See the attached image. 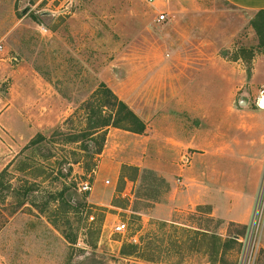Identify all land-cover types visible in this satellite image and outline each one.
Instances as JSON below:
<instances>
[{
  "label": "rangeland",
  "instance_id": "rangeland-1",
  "mask_svg": "<svg viewBox=\"0 0 264 264\" xmlns=\"http://www.w3.org/2000/svg\"><path fill=\"white\" fill-rule=\"evenodd\" d=\"M255 15L223 0H0V264H264V163L248 222L231 223L211 206L171 204L170 183L149 167L156 142L147 153L143 138L113 129L96 156L94 142L84 151L83 138L69 140L86 129L81 108L102 83L134 110L152 107L158 71L179 54L197 56L189 95L213 102L230 137L240 120L227 104H247L264 125L260 87L245 79L235 91L236 76L207 66L219 57L250 78L264 53Z\"/></svg>",
  "mask_w": 264,
  "mask_h": 264
},
{
  "label": "crops",
  "instance_id": "crops-1",
  "mask_svg": "<svg viewBox=\"0 0 264 264\" xmlns=\"http://www.w3.org/2000/svg\"><path fill=\"white\" fill-rule=\"evenodd\" d=\"M223 1L248 14L264 11V0ZM175 56L164 61L158 71L152 107L142 112L124 101L136 114L141 113L140 118L147 126L144 135L135 136L143 138L147 153L152 149L149 144L156 142V161L149 167L170 183L174 207L211 206L214 218L245 224L261 181L264 125L256 120L255 114L246 112L247 104L242 105L245 109L242 111H234L227 104L226 113L235 114L240 120V136L230 137L229 124L221 114H216L213 102L189 95L190 75L196 72L187 63L197 56ZM261 64L264 65V53L253 60L250 78H246L244 69L236 68L238 64L219 57L210 59L207 66L226 79L236 76L234 90L239 91L245 79L247 84L264 87V79H259ZM171 174L178 175L179 185Z\"/></svg>",
  "mask_w": 264,
  "mask_h": 264
},
{
  "label": "trees",
  "instance_id": "trees-1",
  "mask_svg": "<svg viewBox=\"0 0 264 264\" xmlns=\"http://www.w3.org/2000/svg\"><path fill=\"white\" fill-rule=\"evenodd\" d=\"M251 26L259 37V48L264 50V11L256 13L254 19L251 21ZM81 110L85 111L87 116V127L79 135L71 136L69 140L72 143H79L80 138H83L84 151L89 150V147L84 142L87 140L94 142L98 147L95 152L96 156L102 154L110 130H120L139 136L144 135L147 130L146 123L104 83L100 84L99 88L95 91L92 101L85 103ZM43 138V136H39L26 150L33 149ZM25 165L28 168L29 165L27 163ZM2 177L3 174L0 175V185L2 184ZM55 200L64 203L65 193H59L54 198ZM85 206L82 207L85 208ZM201 208L202 206H199L198 210ZM61 209L62 206H59L56 213L59 214ZM209 213L211 214V208ZM129 247L133 250L127 253L124 252V256H132L139 249L135 245Z\"/></svg>",
  "mask_w": 264,
  "mask_h": 264
},
{
  "label": "built area",
  "instance_id": "built-area-1",
  "mask_svg": "<svg viewBox=\"0 0 264 264\" xmlns=\"http://www.w3.org/2000/svg\"><path fill=\"white\" fill-rule=\"evenodd\" d=\"M152 1H154V0H152ZM159 18H160V21H165L166 20V16L164 14H162ZM0 50H2V48H0ZM242 103L243 102H241V104ZM254 106H255V108L257 110L264 111V87L259 90L257 96L255 97ZM107 183H109V182H107ZM89 190H91V188L88 185L85 186L84 191H89ZM263 195H264V178H263L262 183H261V186H260V199H262L264 197ZM255 215L252 218L251 224H250V228H251V230L253 232H254L255 227L257 226L258 218H259V215L258 216H255ZM91 220L93 221L94 218L92 217ZM126 230H127V225L126 224H123V223L120 224V225H118L116 227V229H115V231L117 233H119V234L125 233Z\"/></svg>",
  "mask_w": 264,
  "mask_h": 264
}]
</instances>
